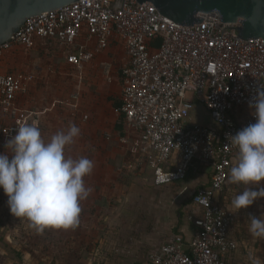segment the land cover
I'll use <instances>...</instances> for the list:
<instances>
[{
    "label": "built area",
    "instance_id": "2783aa9c",
    "mask_svg": "<svg viewBox=\"0 0 264 264\" xmlns=\"http://www.w3.org/2000/svg\"><path fill=\"white\" fill-rule=\"evenodd\" d=\"M199 17L204 19L185 25L149 1L75 0L33 16L0 45L1 58L16 46L57 40L72 50L67 61L82 66L94 56L78 45L85 33L98 50L117 37L129 58L121 71L120 111L139 134L134 146L153 168L154 183L185 180L196 159L213 166L210 184L193 196L202 218L189 249L179 240L166 242L150 254L153 264H230L238 248L231 236L237 213L223 196L238 152L228 136L256 122L249 102L264 90V38L235 35L227 28L239 23L222 22L215 12ZM32 82V74L22 78L0 67V152H7L6 142L26 124L16 102ZM191 96L201 101L217 127L189 122L195 108ZM174 154L180 162L172 166Z\"/></svg>",
    "mask_w": 264,
    "mask_h": 264
},
{
    "label": "rangeland",
    "instance_id": "374dc122",
    "mask_svg": "<svg viewBox=\"0 0 264 264\" xmlns=\"http://www.w3.org/2000/svg\"><path fill=\"white\" fill-rule=\"evenodd\" d=\"M64 61L65 50L49 42L28 48L16 46L2 58L3 69L22 78L35 75L26 96L29 108L42 109L58 101V106L48 111L42 121V114L25 115L27 125L38 127L45 142L71 124L79 127L80 135L66 147L65 155L92 160L93 171L85 177V186L91 192L80 201L81 216L75 227L46 228L37 233L26 218L10 214L7 196L0 189V236H5L6 245L5 249L0 246V264H145L152 249L148 238L154 237L160 216L181 212V200L175 202L173 196L182 181L156 187L149 173L139 171L135 163H127V156L135 158L137 154L128 143L118 142L112 126L117 122L113 105L121 86H109L103 64L94 69H75ZM73 94L78 95L76 100ZM72 102L79 104L76 115L72 113ZM191 179L186 183H191ZM244 187L228 179L225 196L230 208L231 200ZM257 187H264V182L253 186ZM250 215H264V198L237 212L232 230L238 249L232 264H264V238L253 237L249 232Z\"/></svg>",
    "mask_w": 264,
    "mask_h": 264
},
{
    "label": "clouds",
    "instance_id": "9594fccd",
    "mask_svg": "<svg viewBox=\"0 0 264 264\" xmlns=\"http://www.w3.org/2000/svg\"><path fill=\"white\" fill-rule=\"evenodd\" d=\"M249 108L256 122L228 136L229 143L238 150L229 180L245 186L231 200L235 213L264 198V187L253 188L264 182V90H257ZM79 135V127L71 124L45 142L38 127L25 124L18 126L6 142L10 152H0V189L7 196L10 214L26 218L37 233L46 228L68 229L79 223L80 201L91 192L85 186V177L94 168L87 157L65 155L66 147ZM261 217L248 218L249 232L256 238H264Z\"/></svg>",
    "mask_w": 264,
    "mask_h": 264
},
{
    "label": "crops",
    "instance_id": "0c3cea01",
    "mask_svg": "<svg viewBox=\"0 0 264 264\" xmlns=\"http://www.w3.org/2000/svg\"><path fill=\"white\" fill-rule=\"evenodd\" d=\"M46 42H49L51 44H55L56 46L60 47V49L63 48L65 50L66 61H64V62H65V65H67L71 68H75V69L93 68L94 69V68L98 67L99 64H103L105 66L104 69H105V74H106V78H107L109 86L113 87L116 84L121 86L119 98L113 105L114 109H115L114 113L117 116L116 121H118V118H119V115L121 112L120 111L121 107L117 108V106L115 104L117 102L121 103V105L123 104V93L122 92H123L124 82H123L121 71H122L123 65L126 64L129 60L128 55H127L126 50H125V47L118 40V38L117 37L113 38L111 40V42L109 43V45L105 49L98 50L95 40L94 39L88 40L87 34L85 33L84 36L78 40V45L84 44L88 49L92 50V52L94 53V56L90 61L86 62L82 66H74L67 61V55L72 50L68 46H65V45L59 43L57 40H53V39L41 40V39H38V40H36L35 45L37 43H42L44 45ZM23 47H25V46H23ZM109 56H111V57H109ZM3 57L4 56H2L0 58V67L3 71H7V70L3 69V66H4L2 64V58ZM116 66H119L117 71H116ZM32 75H34V74L32 73ZM34 79H35V75H34ZM113 82H114V84H112ZM30 89L31 88L28 87L27 90H24L23 92H21L18 95L16 103L18 105L20 113L24 117H27V116H25L27 112L32 114V117L34 114L39 113V114L43 115V116H40V118H39L42 121L43 117L45 116V114L48 111H50L54 107L58 106V101L54 100L53 102H51L50 107L46 106L42 109L29 108L28 99L26 96H27V93H29ZM191 98H193V97L191 96ZM59 100L61 101V99H59ZM193 100L195 102V108L193 109V111L191 113L189 122L192 124L198 123V124H204V125H210L213 127H217V124H215L213 122V120L210 117L209 112L206 110L205 106L201 103V101H199L195 98H193ZM61 104H64V102H61ZM72 104L74 105V109L79 106V104L77 105V102L76 103L72 102ZM76 109H78V108H76ZM76 109L72 111V113L75 115L77 112ZM79 115L82 118V113ZM34 120H37V118H35ZM26 124H27V120H26ZM116 124H117V122H115V121L112 124V126L114 127V130H116V128H115ZM115 132L117 133V131H115ZM125 135H126V137H125ZM125 135H122V136L118 135V142H120V144H122V145H127V143H128L129 145H131V147H129L132 149L131 151L136 152V154H137V155H135L136 156L135 158H134V156H127V163H130V162L135 163L138 167H140L139 171H142L145 168H148L147 166H149V165L146 162L147 161L146 156L144 154L142 155L141 150L136 149L137 147L134 146V142H136L138 140L139 134L136 132V130L133 127L132 128L130 127V125L127 123V120H126V124H125ZM123 137H125L127 139L126 142L122 141ZM237 155H238V152L236 153V155L233 158L232 166H233V164L235 165V162L237 161ZM179 162H180L179 155L174 154L171 165L175 166ZM149 168L153 169L150 166H149ZM212 174H213V166L210 163L203 162L199 159H196L194 161V163L188 168V177L185 180H182V184L180 185L181 187L179 188L180 190L177 191L175 193V195L173 196V198L175 199V202L176 201L178 202L179 200H181V201H179V202H181V204H180L181 212L179 215H176V216H173V215L170 216V214L168 216H160V221L157 222L156 225L154 222V225L156 227V231L154 233V237L152 236V237L148 238V241H149L148 246L152 247V249L149 252L148 260L146 261L145 264H153L151 259H150V254H152L155 250L160 248V246L166 242H169L172 240H179L182 242L183 246L186 249H189V246H190L193 238L195 237L196 233L201 229L200 221L202 218V211L193 202V196L199 188L207 186L210 184ZM190 178H192L190 181L191 183H186L187 180H190ZM151 180L153 182V185H155L157 187L158 185H156L154 183V178H152ZM173 184H177V182L172 183V184H168V185H166V187L172 186ZM194 187H196V188H194ZM171 199L172 198H170V200ZM227 199H228V197H227ZM82 205L83 204H80V206H82ZM163 206H164L163 204L160 205V207H162V208H163ZM80 216H81V214L79 215V217ZM231 236L238 243V240H237L236 236L234 235L233 230H232ZM232 261H233V255L230 258V264H232Z\"/></svg>",
    "mask_w": 264,
    "mask_h": 264
},
{
    "label": "water",
    "instance_id": "95a60500",
    "mask_svg": "<svg viewBox=\"0 0 264 264\" xmlns=\"http://www.w3.org/2000/svg\"><path fill=\"white\" fill-rule=\"evenodd\" d=\"M75 0H0V45L9 41L27 20ZM154 3L160 13L185 25L201 22V13L215 12L243 38H264V0H138ZM226 29V30H227Z\"/></svg>",
    "mask_w": 264,
    "mask_h": 264
},
{
    "label": "trees",
    "instance_id": "16d2710c",
    "mask_svg": "<svg viewBox=\"0 0 264 264\" xmlns=\"http://www.w3.org/2000/svg\"><path fill=\"white\" fill-rule=\"evenodd\" d=\"M117 106V108H120L122 105L121 103H116L115 104ZM125 124H126V116L123 112H120L117 124H116V131L118 135H125ZM148 168H145L144 170H142V172H147L151 175V179L154 177V170L150 169L149 166H147ZM225 195V190L223 192V196ZM222 196V197H223ZM0 246L3 247L5 249V236L1 237L0 236ZM21 256V254H19Z\"/></svg>",
    "mask_w": 264,
    "mask_h": 264
}]
</instances>
